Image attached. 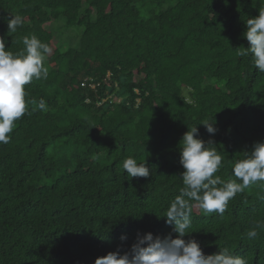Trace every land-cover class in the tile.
Returning <instances> with one entry per match:
<instances>
[{
	"label": "trees",
	"instance_id": "1",
	"mask_svg": "<svg viewBox=\"0 0 264 264\" xmlns=\"http://www.w3.org/2000/svg\"><path fill=\"white\" fill-rule=\"evenodd\" d=\"M262 7L264 0H0L9 51H22L32 35L51 49L47 79L26 86L46 111L25 115L0 144V264H94L128 251L137 233L175 238L162 216L183 187L187 127L197 124L199 138L225 157L216 174L225 182L235 179V161L264 142V73L237 55L249 46L246 21ZM17 14L23 24L7 35ZM56 20L76 45L51 35ZM212 116L215 134L198 124ZM129 156L146 159L151 176L128 179ZM262 220L264 184H254L223 216L194 207L184 239L205 255L227 247L264 264V227L246 236Z\"/></svg>",
	"mask_w": 264,
	"mask_h": 264
},
{
	"label": "clouds",
	"instance_id": "2",
	"mask_svg": "<svg viewBox=\"0 0 264 264\" xmlns=\"http://www.w3.org/2000/svg\"><path fill=\"white\" fill-rule=\"evenodd\" d=\"M226 2V0H225ZM23 18L17 14L7 20V35L15 33L22 26ZM243 37L248 47L237 52L240 57L250 56L253 66L264 73V7L255 17H250L245 24ZM24 48L13 53L6 48L4 36H0V144L11 140L16 122L34 110L46 111V102L30 99L26 86L34 80L47 79L48 69L44 66L46 54L51 52L49 45L37 36L24 37ZM119 99L113 102L119 104ZM210 134H215L213 116L198 123ZM197 124L187 127L180 141L179 164L183 168L180 174L183 187L168 206L165 223L172 226V233L163 237L152 233H137L135 242L128 251L109 252L95 259L94 264H248L244 256L236 255L227 247L217 253L205 255L195 239L184 237L192 228V211L196 207L201 213H213L223 216L229 201L237 194L254 184H264V142L253 145L250 153L245 152L242 159L235 161L232 174L235 179L227 182L216 175L223 167L225 157L217 150L212 140L199 138ZM122 168L128 179L149 178L151 168L146 159L142 163L129 156ZM264 227V220L257 221L255 228L246 232L248 239H256V229ZM125 235L120 236L125 241Z\"/></svg>",
	"mask_w": 264,
	"mask_h": 264
},
{
	"label": "rangeland",
	"instance_id": "3",
	"mask_svg": "<svg viewBox=\"0 0 264 264\" xmlns=\"http://www.w3.org/2000/svg\"><path fill=\"white\" fill-rule=\"evenodd\" d=\"M62 26H63V21L62 20H56V21L52 22V24L48 27V30L51 31V35L53 37L57 36L59 38V40H63L64 43L66 44V46L76 45L78 39L75 37L74 34L69 33L68 35L63 37L64 36V28H62ZM76 34H77V32H76ZM52 42L55 43V41H52Z\"/></svg>",
	"mask_w": 264,
	"mask_h": 264
},
{
	"label": "built area",
	"instance_id": "4",
	"mask_svg": "<svg viewBox=\"0 0 264 264\" xmlns=\"http://www.w3.org/2000/svg\"><path fill=\"white\" fill-rule=\"evenodd\" d=\"M108 78H109V75H108ZM85 85H88L87 82H83V83L81 84V87H84ZM90 86L93 87V84H90Z\"/></svg>",
	"mask_w": 264,
	"mask_h": 264
}]
</instances>
